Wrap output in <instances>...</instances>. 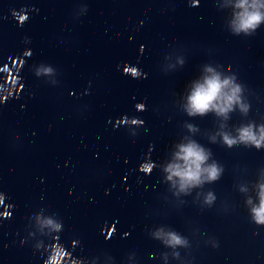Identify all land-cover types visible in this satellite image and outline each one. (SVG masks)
I'll return each instance as SVG.
<instances>
[{"label": "clouds", "instance_id": "1", "mask_svg": "<svg viewBox=\"0 0 264 264\" xmlns=\"http://www.w3.org/2000/svg\"><path fill=\"white\" fill-rule=\"evenodd\" d=\"M264 20V14L259 11L245 12L238 17L236 24V31H247L248 29H255L257 25ZM227 81L221 82L218 78L207 79L204 85H199L194 90L190 97L191 110L203 114L205 111L214 106L213 102L219 98L221 90L226 86ZM239 86L233 89V94L226 98V103L231 104L236 99L235 93L239 92ZM191 114V112H190ZM241 140H252L259 147L260 144L256 141L250 128L241 130ZM226 142L231 146L235 141L230 140L227 136L225 137ZM181 158L185 162V168L183 170L177 168L174 174L181 177L182 187L187 184L196 182L199 180V174L201 172V165L207 159L204 151L195 144H188L181 146ZM208 173L210 180H215L218 177V169L215 165L204 169ZM256 211V218L258 223H264V199H262V206ZM48 224H53V221H47ZM57 230L60 225H53ZM169 243L179 244L180 239L175 234H169Z\"/></svg>", "mask_w": 264, "mask_h": 264}]
</instances>
